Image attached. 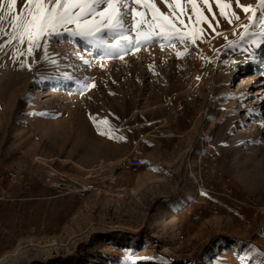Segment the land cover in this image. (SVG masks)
Instances as JSON below:
<instances>
[{
	"label": "rangeland",
	"instance_id": "rangeland-1",
	"mask_svg": "<svg viewBox=\"0 0 264 264\" xmlns=\"http://www.w3.org/2000/svg\"><path fill=\"white\" fill-rule=\"evenodd\" d=\"M154 4L175 12L183 43L128 50L116 33L64 34L29 54L27 40L0 34V203L30 195L25 182L46 166L76 181L115 177L111 192H125L53 201L47 224L30 215V232L1 206L0 264H264L261 26L236 0L225 11L239 20L197 0L200 23L186 0ZM133 155L139 166L127 165Z\"/></svg>",
	"mask_w": 264,
	"mask_h": 264
},
{
	"label": "snow or ice",
	"instance_id": "snow-or-ice-1",
	"mask_svg": "<svg viewBox=\"0 0 264 264\" xmlns=\"http://www.w3.org/2000/svg\"><path fill=\"white\" fill-rule=\"evenodd\" d=\"M186 2L191 4L197 16L196 22L200 23L204 18L197 9V0H186ZM201 2L208 5L210 0H201ZM18 3L19 0H0V11H2L0 25L7 23L11 26L10 34L5 32L3 26H0V34L9 35L5 44H11L17 39L23 44L27 40L29 54L34 48L41 46L42 39L46 50L52 37L64 34L92 40L102 32L116 33L118 39L115 46L128 50L139 49L155 40L167 41L171 44L179 39L183 43L188 36V33H182L173 23L175 12L172 14L161 12L155 7L154 0H23V6L17 10ZM165 3H168V0H165ZM5 4L7 10L3 11ZM132 4L140 5L150 11L151 19H146V12L137 11L135 7L130 6ZM172 4L179 9L181 0H171L169 7ZM215 4L221 16L227 18L230 15L236 20L240 19L234 11L226 14L225 10L230 7L228 0H215ZM101 5L106 6L101 8ZM236 5L246 15L251 13L247 15L250 22L259 23L262 29L259 35L262 39L257 43V47L264 44V0H257L255 7L241 5L239 0H236ZM129 12L132 14L130 28L126 27L125 19ZM257 13H259L258 17ZM231 22L232 20L229 19V23ZM252 23L242 26L245 31L241 33V39L248 35V29ZM209 26L211 27V24ZM3 48L4 44H0V50Z\"/></svg>",
	"mask_w": 264,
	"mask_h": 264
},
{
	"label": "crops",
	"instance_id": "crops-1",
	"mask_svg": "<svg viewBox=\"0 0 264 264\" xmlns=\"http://www.w3.org/2000/svg\"><path fill=\"white\" fill-rule=\"evenodd\" d=\"M24 185L25 190L30 188V195H13V197H9L8 204L0 203V210L2 208L10 207L11 210L16 211L15 217L16 228L25 229L30 232V215L37 216L41 221V225L47 224L44 218L50 212L51 205L53 201L57 202H73L78 197L71 194H62L57 192L52 187H49L42 183L40 178H35L30 176V180L25 182ZM14 213V212H13ZM41 216V218H40ZM15 227V225H13ZM13 227V230H15Z\"/></svg>",
	"mask_w": 264,
	"mask_h": 264
},
{
	"label": "built area",
	"instance_id": "built-area-1",
	"mask_svg": "<svg viewBox=\"0 0 264 264\" xmlns=\"http://www.w3.org/2000/svg\"><path fill=\"white\" fill-rule=\"evenodd\" d=\"M126 163L129 166L136 167L142 163L140 157L133 155L129 156L126 159ZM43 184L52 187L57 192L62 194H71L78 198H83L84 196L88 195L91 192L95 191H105V193L111 195H125V192H111L113 186L116 183L115 177H104L103 180H96V179H86L83 181H76L66 174L58 171L53 166H46L43 171L42 178Z\"/></svg>",
	"mask_w": 264,
	"mask_h": 264
},
{
	"label": "bare ground",
	"instance_id": "bare-ground-1",
	"mask_svg": "<svg viewBox=\"0 0 264 264\" xmlns=\"http://www.w3.org/2000/svg\"><path fill=\"white\" fill-rule=\"evenodd\" d=\"M230 3H231V0H230ZM233 3V2H232ZM240 16V15H239ZM75 52H76V50H75ZM249 69V68H248ZM248 73V70H247V68L246 67H242V68H240L239 70H238V75L240 76V75H245V74H247ZM256 84V83H255ZM254 84V85H255ZM254 92V91H253ZM252 92V93H253ZM251 94V93H250ZM185 201V200H184ZM182 202V201H181ZM178 205H180V204H178ZM182 205H185V204H182ZM179 207H181V205L179 206ZM183 207V206H182ZM175 209H177V208H175ZM182 209V208H181Z\"/></svg>",
	"mask_w": 264,
	"mask_h": 264
}]
</instances>
